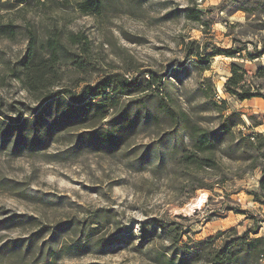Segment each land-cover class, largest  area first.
<instances>
[{"label":"rangeland","instance_id":"obj_1","mask_svg":"<svg viewBox=\"0 0 264 264\" xmlns=\"http://www.w3.org/2000/svg\"><path fill=\"white\" fill-rule=\"evenodd\" d=\"M81 1L40 0L0 12L1 25L17 27L13 39L0 36V113L5 117L15 119L13 110L22 108L19 104L38 105L14 79L34 34L39 40L59 37L83 60L82 69L61 63L63 81L57 90L95 85L116 73L129 78L163 77V98L177 111L191 110L195 118H201L208 115L196 111L206 102L199 88L204 84L207 90L204 80L210 79L207 93L218 103L227 102L225 116L241 113L250 126L248 117L255 114L224 94L223 87L234 62L244 65L253 77L264 67V56L255 61L216 57L203 73L185 56L190 41L232 47L229 34L240 37L244 30L230 31L228 26L245 24L242 13L218 10L224 0H114L104 12L84 15L76 5ZM189 6L204 12L212 22L208 35L186 18L183 11ZM71 34L86 38V45H72L68 41ZM261 34H246L244 39L256 43ZM255 82L264 92V80ZM137 100L124 97L117 103L119 114L124 109L129 113L121 121L107 123L110 115L104 121L88 120L86 126L50 129L41 148L32 138L25 140V135L0 138V247L36 231L39 227L29 225L33 219L40 227L62 228L54 245L56 264H155L154 256L170 242L143 239L140 226L153 220L180 225L187 232L184 243L207 241L232 229L239 235L257 229V237H264V207L249 195L257 191L261 173L222 160L228 178L222 186L223 176L207 171L196 174L179 165L190 146L188 133L174 130L154 98L144 105H137ZM217 124L204 122L203 126ZM239 130L246 136L255 133L248 127ZM93 132H113L121 136L122 143L112 147L97 140ZM201 185L207 189H197ZM202 196L206 197L202 206L195 205ZM103 214L111 223L98 227L95 222ZM13 217L27 223L23 227L3 224ZM48 238L49 234L37 243L29 257L33 261L26 264H45L39 254ZM116 239L118 245L102 246ZM222 240L217 239L216 246ZM81 246L87 247L75 251ZM67 248L72 254L62 253Z\"/></svg>","mask_w":264,"mask_h":264},{"label":"trees","instance_id":"obj_2","mask_svg":"<svg viewBox=\"0 0 264 264\" xmlns=\"http://www.w3.org/2000/svg\"><path fill=\"white\" fill-rule=\"evenodd\" d=\"M34 1L39 2L40 0H14L13 3L10 0H0V12L31 4ZM45 1L50 2L51 0ZM113 4L114 0H82L76 3L77 8L84 15L100 14ZM217 9L221 12L232 11L233 14L242 13L246 23H235L229 25L228 28L230 31L236 28L244 31L239 34L241 38L233 33L229 34L232 37L233 46L225 49L211 45L209 42L190 41L185 47V56L191 61L193 67L200 73L209 71L213 59L220 56L233 60L261 59L264 56V35L261 34L264 32V0H224ZM183 13L189 21L198 24L205 35L209 34L212 22L206 20L204 12L189 6L184 9ZM16 29L17 27L13 24H0V36L13 39ZM257 33L261 34L258 42L245 40L246 34L256 35ZM68 41L72 45H86L85 42H87L86 38L74 34L69 36ZM250 45L252 50L249 48ZM63 61L70 63L76 69L84 67L82 58L72 53L59 37L51 36L39 40L34 34L30 36L26 55L14 79L38 105L31 107L19 104L22 108L13 110L16 115L15 119L5 117L0 113V138L6 139L12 136L21 138L25 135V140L27 137L32 138L37 142L36 147L41 148L50 129L59 130L61 125L86 126L88 120L104 121L110 118V115L112 119L107 123L111 124L118 119L123 120L129 114L125 109L120 114L118 113L120 107L117 103L121 98L137 97V105H144L145 100L154 98L161 104L160 109L166 114L174 130L187 132L190 137V146L181 156L179 165L194 170L196 174L207 171L223 176L220 182L222 186L228 182L222 160L240 164L245 167V171L250 173L258 170L261 173L258 189L249 195L254 198V202L264 207V134L253 133L246 136L239 130L241 127H248L249 131L259 128L263 125V119L257 115L249 116L248 120L251 124L247 126L241 113L233 112L230 116H225V112L228 111L227 102L218 103L207 93V90L211 91L210 79L204 80L209 86L207 90H203L204 84L199 88V93L206 99L203 106L206 110L201 111L203 107L200 105L196 110L198 114L206 112L208 116L195 118L193 111H177L163 98L160 92L163 77L158 79L155 76L129 78L116 73L100 78L95 85L77 84L76 89L57 90L63 81L61 71ZM256 80H264V67L260 66L256 74L250 77L244 65L234 62L231 65V75L223 87L224 94L238 102L253 99L264 100V92L255 82ZM48 121H51V124H48ZM203 121L218 124L214 128H208L203 126ZM121 129L122 127L119 128ZM91 135L112 147H118L122 143L121 136H116L117 134L113 132H93ZM197 189H207V186L201 185ZM18 219L13 217L3 224L23 227L27 223L19 222ZM110 223L108 216L104 214L95 222L98 227L107 226ZM29 225L39 228L27 238H20L2 245L0 264L31 263L33 259L29 257L33 249L48 234L49 238L42 244L39 257L45 264H56L58 256L54 257L57 253L54 245L58 231L62 228L60 226L40 227L35 219ZM140 227L144 240L155 237L170 242L169 247H163V250L154 256L155 264H261L264 258V237H257L259 234L257 229H249L241 235L236 229H232L207 241L184 243L183 238L187 232L177 223L153 220ZM217 239H223L219 247L215 244ZM119 243L120 240L116 239L105 242L102 246L108 247ZM85 247L87 246L75 248V251ZM71 251L67 248L62 253L70 255Z\"/></svg>","mask_w":264,"mask_h":264},{"label":"crops","instance_id":"obj_3","mask_svg":"<svg viewBox=\"0 0 264 264\" xmlns=\"http://www.w3.org/2000/svg\"><path fill=\"white\" fill-rule=\"evenodd\" d=\"M219 2V1H218ZM217 2V3H218ZM217 5V4H216ZM241 106L249 107L251 112L261 119H263V125L259 128L254 129L255 133H264V100L262 99H253L249 101L239 102Z\"/></svg>","mask_w":264,"mask_h":264},{"label":"bare ground","instance_id":"obj_4","mask_svg":"<svg viewBox=\"0 0 264 264\" xmlns=\"http://www.w3.org/2000/svg\"><path fill=\"white\" fill-rule=\"evenodd\" d=\"M206 199V197L205 196H202V197H200L198 200H196V204L195 205H200V206H202V204L204 203V200Z\"/></svg>","mask_w":264,"mask_h":264},{"label":"built area","instance_id":"obj_5","mask_svg":"<svg viewBox=\"0 0 264 264\" xmlns=\"http://www.w3.org/2000/svg\"><path fill=\"white\" fill-rule=\"evenodd\" d=\"M217 99L220 101V100L222 99V97L218 95V96H217ZM218 100H217V101H218Z\"/></svg>","mask_w":264,"mask_h":264}]
</instances>
